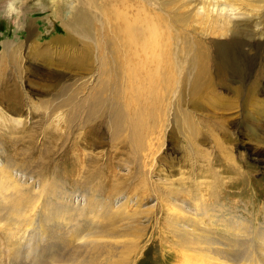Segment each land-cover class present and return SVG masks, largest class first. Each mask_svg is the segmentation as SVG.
<instances>
[{
    "label": "rangeland",
    "instance_id": "1",
    "mask_svg": "<svg viewBox=\"0 0 264 264\" xmlns=\"http://www.w3.org/2000/svg\"><path fill=\"white\" fill-rule=\"evenodd\" d=\"M21 3L0 264H264V0ZM125 15L158 48L109 51Z\"/></svg>",
    "mask_w": 264,
    "mask_h": 264
},
{
    "label": "bare ground",
    "instance_id": "2",
    "mask_svg": "<svg viewBox=\"0 0 264 264\" xmlns=\"http://www.w3.org/2000/svg\"><path fill=\"white\" fill-rule=\"evenodd\" d=\"M217 1L219 2V0H217ZM122 18L124 21H123V23H120V24L117 23V21H116L117 19L115 18L116 19L115 21L118 25L115 26L113 34L108 41V45L112 46V48H110L109 51H111V52L113 51V53L117 52V54H119V53L122 54L119 56H122V57L126 56L127 57L129 50H125V47L132 48L134 54L137 52H140V50H144V49L146 50V48L150 49L152 51L154 48H156V47L158 48V46H157L158 44H157V40H156L158 33L155 31L154 26L152 27V25H151L150 27H148L149 26V24H148L147 28H141L140 26H138L136 24L137 18H135V16L131 17V16L125 15ZM115 21H114V24H115ZM119 21H121V20H119ZM143 23H144V21H143ZM108 26H110V24H108ZM9 45L10 44H8L7 42H4V47L7 48V47H9ZM113 46H114V48L117 47V49H114ZM123 47H124V49H123ZM131 55L133 56V53Z\"/></svg>",
    "mask_w": 264,
    "mask_h": 264
},
{
    "label": "clouds",
    "instance_id": "3",
    "mask_svg": "<svg viewBox=\"0 0 264 264\" xmlns=\"http://www.w3.org/2000/svg\"><path fill=\"white\" fill-rule=\"evenodd\" d=\"M36 4L39 6L40 0H36ZM0 15L3 19L10 20L13 27H20L23 17L21 0H6L5 7Z\"/></svg>",
    "mask_w": 264,
    "mask_h": 264
},
{
    "label": "crops",
    "instance_id": "4",
    "mask_svg": "<svg viewBox=\"0 0 264 264\" xmlns=\"http://www.w3.org/2000/svg\"><path fill=\"white\" fill-rule=\"evenodd\" d=\"M0 1H2V0H0ZM7 30H9V28H6V27H3V28L0 29V35H1L0 44L2 46H4V42L10 41L9 39H10L11 35L10 34H5V33H7Z\"/></svg>",
    "mask_w": 264,
    "mask_h": 264
}]
</instances>
